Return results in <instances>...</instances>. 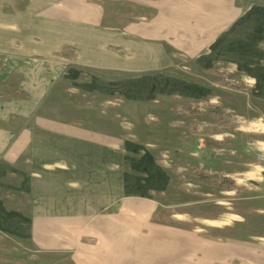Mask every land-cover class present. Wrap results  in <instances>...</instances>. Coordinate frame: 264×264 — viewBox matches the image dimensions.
Here are the masks:
<instances>
[{
    "label": "crops",
    "instance_id": "crops-1",
    "mask_svg": "<svg viewBox=\"0 0 264 264\" xmlns=\"http://www.w3.org/2000/svg\"><path fill=\"white\" fill-rule=\"evenodd\" d=\"M232 11L228 0H0V233L48 264H264V219L223 223L191 214L187 198L185 228L160 194L167 136L182 151L195 131L158 125L192 122L180 111L210 97ZM115 91L140 96L123 116L158 124L117 131L94 97L105 106ZM3 189L23 205L8 208Z\"/></svg>",
    "mask_w": 264,
    "mask_h": 264
},
{
    "label": "rangeland",
    "instance_id": "rangeland-1",
    "mask_svg": "<svg viewBox=\"0 0 264 264\" xmlns=\"http://www.w3.org/2000/svg\"><path fill=\"white\" fill-rule=\"evenodd\" d=\"M228 5L236 11L228 13L226 49L221 52L224 58L214 61L210 70V97L196 100L180 111L194 114L192 122L181 118L169 125H158L164 133L169 131L168 126L171 130L186 131L191 127L195 131L193 141L188 140L191 155L187 156L190 147L181 151L183 140L176 141L180 146L172 153L173 139L169 135L158 157L167 181H178L177 188H171L169 183L160 191L166 212L163 215L180 212L176 221L184 227L187 198L194 201L189 207L191 214L219 216L223 223L242 221V217L250 221L264 219V0H228ZM178 61L180 72L186 70L185 78H190L192 71L183 68L188 62L181 57ZM94 97L100 110L114 113L116 130L121 129L123 135L146 123L150 127L158 124L150 118L146 122L143 116L145 123L141 124V120L134 122V118L125 116L127 112L122 115L126 107L141 101L138 94L115 91L105 106H101L100 95ZM156 99L165 100L160 95ZM94 111L97 113L96 108ZM121 121L127 123L119 124ZM97 124L92 126L99 127ZM3 194L8 195V208L23 205L19 204L24 197L21 193L3 189ZM171 198H178V209L171 204ZM235 212L240 215L233 217ZM162 222L170 224V218L164 217ZM201 222L196 218L194 229H202ZM259 241L264 242V237ZM36 250L25 239L0 233V264H48L44 254Z\"/></svg>",
    "mask_w": 264,
    "mask_h": 264
}]
</instances>
